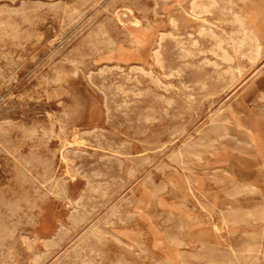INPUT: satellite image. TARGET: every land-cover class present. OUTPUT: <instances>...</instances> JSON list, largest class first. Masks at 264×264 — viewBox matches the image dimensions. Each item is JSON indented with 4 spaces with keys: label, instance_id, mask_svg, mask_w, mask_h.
Listing matches in <instances>:
<instances>
[{
    "label": "rangeland",
    "instance_id": "1",
    "mask_svg": "<svg viewBox=\"0 0 264 264\" xmlns=\"http://www.w3.org/2000/svg\"><path fill=\"white\" fill-rule=\"evenodd\" d=\"M190 1L0 0V264H264V0Z\"/></svg>",
    "mask_w": 264,
    "mask_h": 264
},
{
    "label": "bare ground",
    "instance_id": "2",
    "mask_svg": "<svg viewBox=\"0 0 264 264\" xmlns=\"http://www.w3.org/2000/svg\"><path fill=\"white\" fill-rule=\"evenodd\" d=\"M155 1V0H154ZM167 1V0H166ZM198 1H201V0H198ZM230 1V0H229ZM40 2V1H39ZM190 2H192V0L190 1ZM203 2V4L205 3L204 2V0L202 1ZM210 2V1H209ZM35 3V2H34ZM99 3H101V2H99ZM194 3H196V0L194 1ZM231 3V2H230ZM38 4V3H37ZM198 4H201V3H198ZM202 4V5H203ZM216 4H218V3H216ZM191 5V4H190ZM232 5V4H231ZM234 5V4H233ZM37 6V5H36ZM52 6H53V4H52ZM193 6H195L194 4H193ZM196 6H198V5H196ZM195 6V7H196ZM203 6H205V4L203 5ZM208 6V5H207ZM207 6H206V8H207ZM217 6V5H216ZM223 6H226V5H223ZM50 7V6H49ZM157 7V6H156ZM190 7H192V6H190ZM210 7V6H209ZM201 7L199 6V9H200ZM232 8V7H231ZM21 9V8H20ZM23 9V8H22ZM106 9V8H105ZM191 9H195L194 7H192ZM197 9V8H196ZM202 9H204L203 7H202ZM34 10V9H33ZM37 10V9H36ZM207 10V9H206ZM195 11V10H194ZM200 11V10H199ZM202 11V10H201ZM201 11L199 12V13H201ZM15 12V11H14ZM22 12V11H21ZM176 12V11H175ZM192 12H193V10H192ZM229 12V11H228ZM232 12V11H231ZM17 13V12H16ZM54 13V12H53ZM76 13V12H75ZM128 13H130V12H128ZM198 13V15H200ZM19 14V13H18ZM30 14V13H29ZM170 14V13H169ZM204 14V13H203ZM207 14V13H206ZM225 14V13H224ZM235 14V13H234ZM198 15H196V16H198ZM163 16V15H162ZM205 16V15H204ZM235 16V15H234ZM238 16V15H237ZM240 16V15H239ZM239 16L236 18V20L235 21H237V19L239 18ZM130 17V16H129ZM133 17V16H132ZM241 17V16H240ZM62 18H63V16H62ZM71 18V17H70ZM172 18V17H171ZM243 20H245L243 17H241ZM241 19V20H242ZM137 20V19H136ZM135 20V21H136ZM172 20V19H171ZM246 21V20H245ZM245 21H244V23H245ZM61 22V21H60ZM140 22V21H139ZM148 22V21H147ZM177 22V21H176ZM220 22V21H219ZM225 22V21H224ZM238 23L237 24H239L240 23V21L238 20L237 21ZM242 22V21H241ZM135 23H138V21L137 22H135ZM236 23V22H235ZM243 23V22H242ZM242 23H241V25H242ZM247 23V22H246ZM137 25V24H136ZM240 25V26H241ZM177 25H175V27H176ZM239 26V27H240ZM89 27V26H88ZM244 27V25L242 26V28ZM102 29V28H101ZM200 29V28H199ZM240 30V29H239ZM248 30V29H247ZM246 30V31H247ZM252 30V29H251ZM97 31V30H96ZM103 31V30H102ZM200 31H202V30H200ZM206 31V30H205ZM244 31H245V29H244ZM243 31V33H245V37H247V39L249 38V40H250V43H251V51L253 52V54L256 56V55H258L259 53H260V46L261 45H259V43H258V41H257V39L255 38L256 36H255V34L254 33H252L251 32V34H247V32H244ZM177 32V31H176ZM198 32V31H197ZM207 32H209V31H207ZM206 32V33H207ZM234 32V31H233ZM201 33V32H200ZM203 33V32H202ZM241 33V32H240ZM242 33V34H243ZM166 34V33H165ZM199 34V33H198ZM214 33H212V35H213ZM91 35V34H90ZM215 35V34H214ZM231 35V34H230ZM233 35V34H232ZM236 35V34H235ZM96 36V35H95ZM105 36V35H104ZM167 36V35H166ZM219 36V35H218ZM221 36V35H220ZM87 37V36H86ZM136 37V36H135ZM172 37V36H171ZM179 37V36H178ZM237 37H238V35H237ZM85 38V37H84ZM83 38V39H84ZM90 38V37H89ZM108 38V37H107ZM111 38V37H110ZM211 38V37H210ZM196 39V38H195ZM199 39V38H198ZM214 39V38H213ZM234 39H236V38H234ZM242 39V38H241ZM241 39H237L238 40V42H239V40H241ZM244 39V38H243ZM92 40V39H91ZM194 40V39H193ZM192 40V41H193ZM212 40V39H211ZM231 40V39H230ZM249 40H248V42H249ZM175 41V40H174ZM222 41V40H221ZM245 41V40H244ZM243 41V42H244ZM110 42V41H109ZM179 42V41H178ZM185 42V41H184ZM226 42V41H225ZM233 42H235L236 43V40L235 41H233ZM237 42V43H238ZM242 42V41H241ZM242 42V43H243ZM248 42H244V43H248ZM95 43H96V41H95ZM105 43V42H104ZM114 43V42H113ZM142 43V42H141ZM159 43H161V42H159ZM191 43V42H190ZM198 43V42H197ZM100 44V43H99ZM112 44V43H111ZM186 44V43H185ZM187 44H188V42H187ZM221 44V43H220ZM103 45V44H102ZM138 45H140V44H138ZM158 45V44H157ZM179 45V44H178ZM194 45V44H193ZM238 45V44H237ZM237 45H235V46H237ZM241 45H243V44H241ZM91 46V45H90ZM161 46H163V45H161ZM180 46V45H179ZM203 46V45H202ZM228 46V45H227ZM239 46H240V44H239ZM248 47H250L249 45H247ZM77 47V46H76ZM108 47V46H107ZM186 47V46H185ZM218 47V46H217ZM233 47V46H232ZM221 48H222V46H221ZM62 49V48H61ZM160 49V48H159ZM208 49V48H207ZM135 50V49H134ZM156 50V49H155ZM185 50V49H184ZM213 50V49H212ZM74 51V50H73ZM95 51V50H94ZM164 51V50H163ZM186 51H187V49H186ZM198 51V50H197ZM232 51H233V49H232ZM249 51V50H248ZM71 52V51H70ZM151 52H153L154 53V51H151ZM157 52H158V50H157ZM234 52V51H233ZM237 52V51H236ZM250 52V51H249ZM248 52V53H249ZM80 53V52H79ZM225 53V52H224ZM238 53V52H237ZM155 54V53H154ZM157 54V53H156ZM160 54V53H159ZM225 54H227V53H225ZM224 54V55H225ZM243 54H244V52H243ZM193 55V54H192ZM210 55H211V53H210ZM230 55V54H229ZM156 56V55H155ZM213 56V55H212ZM250 56V55H249ZM6 57V56H5ZM154 57V56H153ZM158 57V56H157ZM199 57V56H198ZM201 57V56H200ZM247 57V56H246ZM204 58V57H203ZM207 58V57H206ZM226 58V57H225ZM254 58V57H253ZM66 59V58H65ZM220 59V58H219ZM162 60V59H161ZM185 61V60H184ZM197 61V60H196ZM221 61V60H220ZM57 62V61H56ZM70 62V61H69ZM159 62L160 61H158V64H159ZM212 62H214V61H212ZM79 63V62H78ZM200 63V62H199ZM203 63V62H202ZM91 64V63H90ZM205 64H206V62H205ZM219 64V63H218ZM70 65V64H69ZM76 65V64H75ZM78 65V64H77ZM93 65V64H92ZM222 65V64H221ZM229 65V64H228ZM151 66V65H150ZM160 66V65H159ZM87 67V66H86ZM89 67V66H88ZM106 67V66H105ZM163 67V66H162ZM197 67V66H196ZM211 67V66H210ZM103 68V67H102ZM115 68H117V67H115ZM140 68V67H139ZM114 69V68H113ZM120 69V68H119ZM123 69V68H122ZM135 69V68H134ZM166 69V68H165ZM169 69V68H168ZM246 69V68H245ZM142 70V69H141ZM162 70V69H161ZM215 70V69H214ZM58 71V70H57ZM144 71V70H143ZM110 72V71H109ZM141 72V71H140ZM170 72V71H169ZM228 72V71H227ZM233 72V71H232ZM231 72V73H232ZM103 73V72H102ZM126 73V72H125ZM144 73V72H143ZM149 73H150V71H149ZM177 73V72H176ZM168 74V73H167ZM211 74V73H210ZM230 74V73H229ZM90 75V74H89ZM147 75V74H146ZM173 75H174V73H173ZM74 76V75H73ZM120 76V75H119ZM129 76V75H128ZM164 76V75H163ZM169 76V75H168ZM168 76H166V77H168ZM180 76V75H179ZM127 77V76H126ZM165 77V76H164ZM165 77V78H166ZM88 78V77H87ZM92 78V77H91ZM129 78V77H128ZM155 78V77H154ZM157 78V77H156ZM90 79V78H89ZM126 80V79H125ZM138 80V79H137ZM136 80V81H137ZM151 80V79H150ZM52 81V80H51ZM55 81V80H54ZM129 81V80H128ZM116 82V81H115ZM47 83V82H46ZM130 83H131V81H130ZM140 83V82H139ZM183 83V82H182ZM136 84V83H135ZM116 85V84H115ZM138 85V84H137ZM170 85V84H169ZM112 86V85H111ZM119 86V85H118ZM103 87V86H102ZM135 87V86H134ZM176 87V86H175ZM96 88V87H95ZM122 88V87H121ZM149 88V87H148ZM147 88V89H148ZM137 89V88H136ZM170 89V88H169ZM177 89V88H176ZM115 90H117V89H115ZM139 90V89H138ZM162 90V89H161ZM167 90V89H166ZM66 92V91H65ZM100 92V91H99ZM138 92V91H137ZM142 92V91H141ZM47 93V92H46ZM102 93V92H101ZM119 93H121V91H119ZM126 93V92H125ZM143 93V92H142ZM151 93V92H150ZM135 94V93H134ZM158 94V93H157ZM106 95V94H105ZM142 95V94H141ZM140 97V96H139ZM47 98H49V97H47ZM128 98V97H127ZM164 98V97H163ZM171 98V97H170ZM175 98V97H174ZM50 99V98H49ZM123 100V99H122ZM255 100H264V92H260V93H258L257 94V96L255 97ZM186 101V100H185ZM105 102V101H104ZM125 102V101H124ZM258 102V101H257ZM132 103V102H131ZM134 103V102H133ZM164 103V102H163ZM256 103V102H255ZM254 103V104H255ZM84 104V103H83ZM128 104V103H127ZM126 104V105H127ZM136 104V103H135ZM105 106V105H104ZM254 107V106H253ZM84 108V107H83ZM127 108V107H126ZM164 108H165V106H164ZM163 108V109H164ZM170 108V107H169ZM106 109V108H105ZM120 109V108H119ZM167 109V108H166ZM256 109V108H255ZM145 110V109H144ZM189 111V110H188ZM123 115H124V113H123ZM108 120V119H107ZM150 121H151V119H150ZM154 121V120H153ZM107 122V121H106ZM16 124V123H15ZM62 124V123H61ZM12 125V124H11ZM21 126V125H20ZM172 127V126H171ZM165 128V127H164ZM29 129V128H28ZM5 130V129H4ZM59 130V129H58ZM97 130V129H96ZM50 131V130H49ZM163 131V130H162ZM2 132V131H1ZM77 132V131H76ZM262 132V131H261ZM83 133H85V132H83ZM263 133V132H262ZM6 134V133H5ZM91 134V133H90ZM55 135V134H54ZM87 135V134H86ZM31 136V135H30ZM49 136V135H48ZM101 136V135H100ZM25 137V136H24ZM51 137V136H50ZM59 137V136H58ZM147 138H149V137H147ZM41 139V138H40ZM58 139V138H57ZM78 139V138H77ZM35 140V139H34ZM82 140V139H81ZM24 141H26V140H24ZM47 141H48V139H47ZM78 141V140H77ZM80 141V140H79ZM139 141V140H138ZM245 141H246V144L251 148H253L254 146H256V140H255V137H254V134H253V132L250 130V129H246V131H245ZM60 142V141H59ZM62 142V141H61ZM21 143V142H20ZM88 143V142H87ZM90 143V142H89ZM98 144V143H97ZM70 145H72V144H70ZM193 145V144H192ZM22 146V145H21ZM189 146V145H188ZM196 147V146H195ZM189 149V148H188ZM142 151V150H141ZM66 153V152H65ZM74 153V152H73ZM85 153V152H84ZM68 155V154H67ZM88 155H90V154H88ZM31 157V156H30ZM92 157V156H91ZM100 157H104V156H100ZM21 158V157H20ZM77 158V157H76ZM100 159V158H99ZM30 160V159H29ZM28 160V161H29ZM121 161V160H120ZM119 161V162H120ZM25 162V161H24ZM23 162V163H24ZM21 163V162H20ZM37 164V163H36ZM44 164V163H43ZM48 164V163H47ZM27 165V164H26ZM31 165V164H30ZM66 166V165H65ZM77 166V165H76ZM131 166V165H130ZM143 166V165H142ZM78 167V166H77ZM27 168V167H26ZM19 169V168H18ZM16 170V169H15ZM81 170V169H80ZM79 170V171H80ZM183 170V169H182ZM37 171V170H36ZM192 171V170H191ZM190 171V172H191ZM17 172V171H16ZM21 172V171H20ZM19 172V173H20ZM263 173H264V171H263ZM69 174V173H68ZM94 174V173H93ZM24 175V174H23ZM22 175V176H23ZM37 175V174H36ZM133 175V174H132ZM25 176V175H24ZM64 176V175H63ZM59 177V176H58ZM80 177H82V176H80ZM84 177V176H83ZM28 178V177H27ZM41 180V179H40ZM65 180V179H64ZM55 181V180H54ZM19 182V181H18ZM50 182V181H49ZM88 183V182H87ZM236 185V184H235ZM245 185V184H244ZM35 186V185H34ZM238 186V185H237ZM243 186V185H242ZM246 186V185H245ZM251 187V186H250ZM59 188V187H58ZM253 186H252V189L251 190H253ZM86 189V188H85ZM234 189V188H233ZM238 189H239V187H238ZM242 189H244V187L242 188ZM242 189L240 190L241 192H242ZM247 189V188H246ZM256 188H254V190H255ZM248 190V189H247ZM250 190V189H249ZM253 190V191H254ZM47 192V191H46ZM227 192V191H226ZM13 193V192H12ZM48 193V192H47ZM61 193V192H60ZM192 193V192H191ZM242 193H245V192H242ZM249 193H250V191H249ZM255 193V192H254ZM240 194V193H239ZM246 194V193H245ZM251 194V193H250ZM12 195V194H11ZM61 195H62V193H61ZM1 196V195H0ZM81 196V195H80ZM82 196H83V193H82ZM234 196V195H233ZM30 197V196H29ZM55 197V196H54ZM91 197V196H90ZM23 198V197H22ZM37 198V197H36ZM78 198V197H77ZM14 201V200H13ZM28 201V200H27ZM27 201H26V203H27ZM81 201V200H80ZM33 202V201H32ZM76 204V203H75ZM85 205V204H84ZM37 206V205H36ZM78 206V205H77ZM31 207V206H30ZM264 208V207H263ZM30 209V208H29ZM193 209V208H192ZM68 210V209H67ZM118 210V209H117ZM71 212V211H70ZM14 214V213H13ZM26 214V213H25ZM245 214V213H244ZM251 215L250 213H248V211H247V213H246V215ZM79 215V214H78ZM252 216V215H251ZM263 217H264V215H263ZM169 218V217H168ZM235 221V220H234ZM73 222V221H72ZM254 222V221H253ZM9 223V222H8ZM18 223V222H17ZM12 224V223H11ZM77 224V223H76ZM75 224V225H76ZM11 226V225H10ZM13 226V225H12ZM33 226V225H32ZM77 226V225H76ZM16 227V226H15ZM14 227V228H15ZM63 227V226H62ZM5 228V227H4ZM63 229V228H62ZM90 229V228H89ZM111 232V231H110ZM5 233V232H4ZM89 233V232H88ZM6 234V233H5ZM63 235V234H62ZM83 235V234H82ZM110 235V234H109ZM169 235H171V234H169ZM4 237V236H3ZM6 237V236H5ZM27 237V236H26ZM25 237V238H26ZM54 237H55V235H54ZM10 239H11V236H10ZM175 239V238H174ZM28 240V239H27ZM62 240V239H61ZM60 240V241H61ZM116 240V239H115ZM32 241V240H31ZM37 241V240H36ZM117 241V240H116ZM254 241V240H253ZM256 241V240H255ZM120 242V241H119ZM16 243V242H15ZM44 243V242H43ZM51 243V242H50ZM142 243V242H141ZM259 243V242H258ZM25 244V243H24ZM61 244V243H60ZM29 245V244H28ZM59 245V244H58ZM142 246H144V245H142ZM250 246V245H249ZM214 247V246H213ZM236 247V246H235ZM240 247V246H239ZM260 247V246H259ZM27 248V247H26ZM255 248H257V247H255ZM30 249V248H29ZM144 250V249H143ZM184 251V250H183ZM44 252V251H43ZM251 255V254H250ZM1 256V255H0ZM221 257V256H220ZM250 258V257H249ZM31 259V258H30ZM5 260V259H4ZM58 260V259H57ZM41 261V260H40ZM217 261V260H216ZM244 263V262H243Z\"/></svg>",
    "mask_w": 264,
    "mask_h": 264
}]
</instances>
